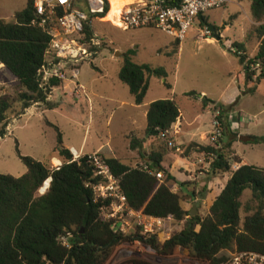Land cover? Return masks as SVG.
I'll return each mask as SVG.
<instances>
[{"label":"trees","instance_id":"obj_1","mask_svg":"<svg viewBox=\"0 0 264 264\" xmlns=\"http://www.w3.org/2000/svg\"><path fill=\"white\" fill-rule=\"evenodd\" d=\"M250 15L255 23L260 24L256 29L259 42L257 53L249 61L244 53H234L244 68L252 63L260 65L256 79L252 78L248 68L244 70L247 85L264 80V25L261 24L264 22V0H250ZM37 22L32 0H27L24 9L15 13L13 22L0 19V64L17 80L22 90L17 99L6 94L0 96V138L6 135L9 125L7 117L13 104L21 103L19 117L33 104L52 108L47 102L51 90L40 89L37 74L50 39ZM198 26L209 27L205 16L199 17ZM85 34L87 40L92 38L88 23L85 25ZM237 51L241 52L240 49ZM132 54L129 52L126 55L118 79L127 86L134 104L139 106L147 94L149 78L155 76L164 79L166 72L162 67L152 68L133 63ZM59 85L55 81L50 83L51 88ZM166 86L170 89L169 85ZM252 93V89L242 92ZM185 96L197 98L194 92ZM201 102L203 105L211 104L213 113L220 112L224 135L229 140L225 146L220 140L211 147H192L197 148V154L213 156L209 162L212 163L209 168L211 173H231L207 216H194L186 220L189 213L182 208L184 197L171 191L170 186L175 180L162 167L159 153L149 155L144 166L135 168L124 165L118 159L109 158L106 162L114 177L119 180L130 209L142 211L154 218H171L175 223L186 220L183 229L162 245L154 237H123L113 231L111 223L106 222L101 215L109 203L95 201L92 190L85 186L97 181L93 178L94 168L87 155L73 161L70 151L62 145L59 130L54 127L57 132L54 154L62 162L58 169H52L48 162L41 163L21 156L15 141L16 154L26 172L19 178L0 175V264H103L115 246L137 238L163 255L180 247L187 249L192 258L210 264L225 262L218 257L223 251L264 255V168L241 166L231 171L232 164L239 160L231 157L230 146L236 140V135L230 128L229 113L237 105L238 99L230 106L216 104L205 97ZM179 116V108L174 100L164 99L151 103L146 114L145 138H160L161 133H170ZM130 140L131 150L141 148L142 140L134 137H130ZM161 140L167 146L166 140ZM250 144L264 146V137L252 136ZM145 167L155 173H163V180L159 181L150 175ZM49 179L47 191L39 195V190ZM184 185L189 184L179 186ZM247 189L251 190L252 196L243 210L249 215L241 223L242 205L239 200ZM41 191H44V187ZM126 264L150 263L134 259Z\"/></svg>","mask_w":264,"mask_h":264},{"label":"rangeland","instance_id":"obj_2","mask_svg":"<svg viewBox=\"0 0 264 264\" xmlns=\"http://www.w3.org/2000/svg\"><path fill=\"white\" fill-rule=\"evenodd\" d=\"M25 4L26 0H0V18L13 22V13L23 9ZM208 17L216 30L214 36L220 34V39L214 37L215 45L204 40L196 43L195 38L188 36V33L180 42L183 50L179 52L176 50L177 41L159 30H122L115 27L114 23L91 18L89 24L93 34L101 40V47L92 63L80 67L79 84L84 88L85 96H75L76 104L71 107L50 110L45 105H36L39 108L31 107L20 118L18 113L21 103L13 104L7 117L10 132L0 138V175L19 178L26 172L16 154L15 141L21 156L41 163L48 162V155L54 151L57 143L54 127L59 130L66 149L74 147L79 152L83 147L85 155H92L99 148L103 153L109 149H130L131 140L127 133L132 131L140 139L144 135L146 121L142 119L140 127L141 118L136 115V124L131 126L132 120L127 116L131 111L126 103L130 104L132 98L127 86L119 81L118 73L129 52L133 53V63L152 68L162 67L166 72L164 79L155 76L149 78L145 102L174 97L180 109L187 111L189 120L195 116L193 109L200 111L202 104L186 101L183 97L185 93L195 92L216 101L229 82L231 88H237V78L242 74L243 66L234 53L240 49L246 53L247 61L253 59L257 53L256 29L260 24L251 19L250 0H229L224 7L209 11ZM261 24L264 25V22ZM13 81L8 71L0 72V96L6 94L18 98L22 90ZM164 81L172 90L163 84ZM255 87L254 94L238 97L242 107L241 129L238 133L245 130L264 134V80ZM202 91L206 94L202 95ZM79 103H83L82 108L78 106ZM235 121L236 117L230 120ZM211 122L210 113L201 112L199 123L211 131ZM237 151L248 164L264 166V146L238 145ZM177 154L184 155L185 152ZM122 159L124 163L130 164L127 156ZM46 185L43 184L41 189H46ZM186 199L189 200V197ZM185 222L167 223L165 235L169 232L168 239L179 233ZM133 235L130 233L127 237ZM167 240L164 235L157 237L160 245ZM232 253L223 251L218 257L226 262ZM189 254L187 249L177 247L170 254L163 255L141 240L134 239L115 246L103 264H126L134 259L150 264H210L194 259Z\"/></svg>","mask_w":264,"mask_h":264},{"label":"built area","instance_id":"obj_3","mask_svg":"<svg viewBox=\"0 0 264 264\" xmlns=\"http://www.w3.org/2000/svg\"><path fill=\"white\" fill-rule=\"evenodd\" d=\"M32 2L38 19L37 25L50 39L43 56V63L37 72L40 89L43 91L53 89L50 83L55 81L60 85L72 84L76 97L85 96V90L79 84L80 67L85 63H92L101 47V40L93 32L92 38L86 39L85 25L90 23L91 18L103 21L109 13L110 1L32 0ZM227 3L229 0H174L170 3L168 0H133V3L122 9L116 19L115 27L122 30L152 28L173 37L179 43L185 39L191 29L198 27L200 38L214 39L216 32H212L209 27L198 26L199 17L205 16L209 11L222 8ZM247 68L252 78L256 79L260 73V65L252 63L246 66ZM219 118L220 112L215 111L209 133V142L212 145L218 144L224 137L225 130ZM169 135V132L161 133L160 138L166 140L168 148L178 151L172 139H169ZM70 153L73 161H78L82 157L74 150ZM87 157L94 168L93 178L97 181L87 183L85 186L92 190L95 201L109 203L101 215L106 222L111 223L113 231L123 237L133 233L134 237L144 239L153 237L157 239L166 233L167 223L172 221L171 218H154L145 215L142 211L130 209L119 180L112 174L106 159L100 153ZM212 157L211 154H207L203 159ZM203 159L199 160V164H205ZM145 170L159 181L164 178L161 172L155 173L146 167ZM48 187L49 185L43 192L40 191V195H43ZM224 264H264V255L234 251Z\"/></svg>","mask_w":264,"mask_h":264},{"label":"crops","instance_id":"obj_4","mask_svg":"<svg viewBox=\"0 0 264 264\" xmlns=\"http://www.w3.org/2000/svg\"><path fill=\"white\" fill-rule=\"evenodd\" d=\"M27 1V0H26ZM26 6V4H25ZM24 6V7H25ZM24 9V8H23ZM21 9V10H23ZM20 10V11H21ZM19 12V11H17ZM13 13V16H15V13ZM6 17V16H5ZM11 17V16H9ZM205 17L207 18V21L209 23V26H211L210 19L208 17V13L205 14ZM7 22L4 18H0ZM213 27V26H212ZM214 28V27H213ZM215 29V28H214ZM193 31V32H192ZM216 32V30L214 31ZM219 36L220 39V34H216ZM188 36H193L195 38V42L197 43L198 41H205L208 44L215 45L214 39H202L199 36V28L194 27L189 31ZM216 38V37H215ZM192 39V38H191ZM259 42L257 40V47H256V52L258 49ZM181 43H178V49L177 51H182ZM239 52L238 54L240 55L242 51H237ZM244 52V51H243ZM245 53V52H244ZM246 54V53H245ZM250 58V57H249ZM253 58V57H252ZM95 59V58H94ZM2 70H5L3 66L0 64V72ZM244 70H246V67L242 69V74L240 73L239 77L237 78V88L232 87L231 88V82L227 84L225 89L220 95V98L218 100L214 101L209 99L208 97L204 96L208 100L216 103V104H221L224 106H230L235 101L237 100L238 97H246L248 94H242V92L245 89H252L253 93H255V83H249L248 85L245 82L244 78ZM80 76V75H79ZM240 79V81H239ZM13 84H17V80L14 78ZM165 85L166 82L164 81ZM170 86V85H169ZM74 86L72 84H66L63 83L57 87H54L51 89V92L49 96L47 97V102L51 105V109H56L58 107H64V106H72L75 105V95H74ZM172 90V87L170 86V89ZM148 92V90H147ZM195 93V92H194ZM187 94V93H185ZM185 94L183 95L184 99L186 101H196L198 103L202 104V108L199 110L193 109L195 116L192 117L191 120H189L186 116L187 111H182L180 107L178 106L176 100L174 97L171 98H164V99H171L174 100L175 103L177 104L180 112V116L177 119V122L172 126L171 132H170V137L172 141L175 144V147L179 150V152L172 151V149L168 148L166 144L159 138H145V129L147 122H145L143 129H144V135L139 139L137 135H135L132 131H129L127 134L130 135V137H134L136 139L142 140L143 143L141 144L140 149H135V150H130L128 148H122L121 151L118 149H109L108 151H105L104 153L102 152V149L99 148L97 149L94 153H100L105 159L109 158H114L120 160L124 165L135 168L137 166H144L147 161L148 157L151 154L159 153L161 155V165L168 173L170 176H172L175 180V182L170 186V189L173 193H179L184 197V201L182 202V208L184 211L189 213V216L187 219L190 217L194 216H199L201 218L207 216L209 214V210L215 199L220 195L222 190L224 189L226 183L228 182L229 178L231 177V173H225V174H213L209 171V168L211 167L212 163L209 164L211 161V158H204V154H197L196 149L192 147V145H198L200 147H211L212 144L209 142V133L210 130H207L204 125L199 123L200 115L201 112H207L210 113L211 115V120H212V105L207 104L203 105L201 102V99L203 96L197 95V98H189L186 97ZM202 95L206 94L205 91L201 92ZM147 95V94H146ZM244 95V96H242ZM146 97V96H145ZM223 97V98H222ZM132 98V97H131ZM240 98H238V103L237 105L232 109V111L229 113V122L233 117H236L235 122H230V128L233 132L234 135H236V140L231 143L230 146V152L232 157L238 158L239 161L234 162L231 166V171L234 172L236 171L239 167L241 166H253L251 164H248L241 156V154L237 151V146L238 145H248V146H263V145H252L249 142H241L239 141L240 136H247V137H264V134L257 133V132H247L243 131L238 133V130L241 129V123L240 121L242 120L241 118V104L239 103ZM162 99V100H164ZM158 101V100H151L148 103L145 102V99L143 103L139 106H136L133 102L126 103V105L129 106V110L131 111L130 114L127 113V116L129 119L132 120L131 126H134L136 124V115L141 118V125L142 127V119L146 121V114L148 107L151 103ZM39 104H33L31 107H37ZM42 106V105H40ZM79 107H83V103L78 104ZM27 108L24 112L27 113L30 111V108ZM39 108V107H37ZM42 108V107H40ZM47 109V108H45ZM50 109V110H51ZM44 110V109H41ZM23 116V115H22ZM21 117V116H20ZM19 117V118H20ZM10 125V123H9ZM9 125L6 128L7 133L4 137L7 136V134L10 132L9 131ZM3 137V138H4ZM234 137V136H233ZM233 137H231L233 139ZM228 138V137H227ZM226 136L224 135L223 139V146H225L228 142ZM63 145V144H62ZM221 145V144H220ZM64 147V146H63ZM66 149V147H64ZM221 148V147H220ZM68 150V149H67ZM76 149L74 147H71L69 151ZM84 148L82 147L81 150L76 153L80 156H85L83 152ZM140 152V153H139ZM185 152L184 155H178L177 153H182ZM127 156L130 160V164H126L123 162L122 157ZM49 160L48 163L51 166L52 169H56L57 167H60L62 165V162L59 158H57L54 154V151L48 155ZM203 159L205 164H199V160ZM207 160V162H206ZM259 168H264V166H258L254 165ZM205 168V169H204ZM164 176V174H163ZM161 183V182H160ZM181 184H189L187 186H179ZM192 195L194 196L193 198ZM252 193L251 190L247 189L243 192L241 198H240V203L242 205L241 211H240V221L241 223L243 222L244 218L248 216L249 214H246L243 210L244 205L251 199ZM186 197H189V200L186 199ZM242 198H245V203L243 202ZM197 200V202H196ZM244 212V214H242ZM194 214V216H193ZM186 219V220H187ZM164 236H166V240L169 237V232ZM166 242V241H165ZM190 255V254H189Z\"/></svg>","mask_w":264,"mask_h":264},{"label":"bare ground","instance_id":"obj_5","mask_svg":"<svg viewBox=\"0 0 264 264\" xmlns=\"http://www.w3.org/2000/svg\"><path fill=\"white\" fill-rule=\"evenodd\" d=\"M109 1H110V10L108 15L103 20L106 22L114 23V25H116V19L120 15L122 9L125 6L133 3V0H109Z\"/></svg>","mask_w":264,"mask_h":264},{"label":"water","instance_id":"obj_6","mask_svg":"<svg viewBox=\"0 0 264 264\" xmlns=\"http://www.w3.org/2000/svg\"><path fill=\"white\" fill-rule=\"evenodd\" d=\"M209 29H210L212 32L215 31V29H214L212 26H209ZM215 37H216L217 40H219V36L215 35ZM239 141H241V142H249V141H250V138L247 137V136H240V137H239ZM47 182H48V185H49L50 180H48ZM193 216H194V214H193Z\"/></svg>","mask_w":264,"mask_h":264}]
</instances>
